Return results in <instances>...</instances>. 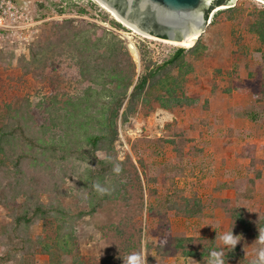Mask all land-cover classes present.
Here are the masks:
<instances>
[{
    "label": "rangeland",
    "instance_id": "374dc122",
    "mask_svg": "<svg viewBox=\"0 0 264 264\" xmlns=\"http://www.w3.org/2000/svg\"><path fill=\"white\" fill-rule=\"evenodd\" d=\"M17 1L28 4L31 39L0 35V128L14 111L28 112L57 149L45 158L29 151L38 161L23 167L24 195L0 191V264H123L134 253L146 264H210L219 237L231 230L238 243L224 252V264H253L264 232V44L254 30L264 1L214 9L201 47L186 48L135 98L131 88L114 124L98 115L115 104L104 105L103 79L90 81L88 55L78 58L58 43L65 32L48 36L51 30L73 22L114 36L136 65L135 80L182 47L130 25L141 34L134 32L95 0ZM48 40L62 49L34 62L33 51ZM116 65L127 60L109 62ZM91 87L102 94L80 105ZM166 88L180 102L168 103ZM73 104L81 106L75 117ZM88 133L103 136L98 148L88 145ZM14 149L6 154L13 158ZM24 198L63 212L15 232ZM62 235H69L68 251L58 246ZM46 243L53 254L41 252Z\"/></svg>",
    "mask_w": 264,
    "mask_h": 264
},
{
    "label": "trees",
    "instance_id": "16d2710c",
    "mask_svg": "<svg viewBox=\"0 0 264 264\" xmlns=\"http://www.w3.org/2000/svg\"><path fill=\"white\" fill-rule=\"evenodd\" d=\"M221 2V0L215 2L210 8V11L215 8V6L221 4ZM233 8L235 7L229 8L228 10H231ZM209 12H207V18L211 14ZM259 17L260 19H258L254 23V30L258 34L260 41L264 44V10L260 12ZM67 23H69V27L66 26ZM72 23L73 22H66L65 25L55 26L53 30H51V35L49 34L48 36L65 32L62 33L61 36H59L60 41L58 43L60 44L61 42H63L67 46V48L71 47L72 51L76 49V55L78 58L86 56L82 54V52H85L88 55V72H91L88 74V77L91 78L90 81L96 83L98 79H103L102 88L108 93V95H106L108 97V100L104 102V105L111 106L115 104L113 107H110V110L109 108L107 110L102 108L101 114L99 113L98 115L103 119L104 116L106 115L107 117L108 114L109 118L107 122L111 121V123L113 124L116 118H118L119 111L123 106L124 100L127 98V95L131 88L132 92L130 97L135 98L145 90L147 85H149L159 76L160 71L165 69L167 66H171L183 60V57L187 52L186 48H178L175 51L174 55L162 66L138 76L137 80H135L137 76V68L130 58L128 49L122 41L115 40L114 36H107L109 35L107 32H103L100 35L98 33L90 32V29L84 30V28L79 26V24H77V26H73L74 23L73 25ZM113 24L120 28L122 27L120 23L114 22ZM91 27H94V25H91ZM46 43L47 46L44 41L42 45H38L36 50L33 51L32 57L34 59V62L36 61V59H38L39 55H42V57H44L45 52L51 54L57 52L58 49H62L59 44L50 46L49 40ZM102 46H104L105 48L103 53L98 54L97 57H95L98 51L97 49ZM200 47L201 41H198L189 50L194 52L197 51ZM121 56H123V58L127 60V65H125L124 67H121L119 65H116L114 67L109 66V62L111 60H119ZM92 59L93 63H91ZM106 85H108L107 88H105ZM101 94L102 93L100 91H97V89L91 87L87 91L88 98H84V101H80L81 99H79L78 102L81 105L83 102H89L95 97H99ZM166 94L170 98V100L167 101L168 103H170L172 100L180 102V100L176 99L173 89L166 88ZM78 107L79 109L77 110ZM78 107L73 104L74 117L75 111H79L81 108V106ZM14 112V119L7 120V122H2L3 125L0 128V191L3 190L5 192L7 190H12L17 193V196H20L19 194L24 195L23 192L25 191L24 183L26 173L23 167L27 163L26 161H29V163L32 162L33 165L38 161V157L30 154L29 151L36 150L37 153L41 152L45 158V154L49 153V155H52L53 153H55L57 148L56 146L47 143L45 139V134L47 133L46 128H44L43 126L39 128L32 126L31 122L29 121L30 117L28 112ZM87 116L91 117V115L89 114ZM96 121H98L99 125L105 126L107 124L100 119H96ZM87 124L88 123L86 122V125ZM102 140V135H92L88 133V136L86 137L88 145L93 149L98 148V144ZM13 145H16V149L13 150L14 155L12 158L9 157V154H6V152L8 150V147ZM67 146L71 149L68 144ZM66 150L67 149H65V151ZM24 199L26 201L23 205L25 209L20 215L15 217L13 222L15 232L19 233L29 228L34 219H42L63 212L60 207H55L54 205H45L39 199ZM61 237L62 242H59L58 246L61 247L63 251H68L70 243L69 235H62ZM52 246L53 243L44 244V247L42 246L41 252L44 251L46 253L53 254V251L51 250Z\"/></svg>",
    "mask_w": 264,
    "mask_h": 264
},
{
    "label": "water",
    "instance_id": "95a60500",
    "mask_svg": "<svg viewBox=\"0 0 264 264\" xmlns=\"http://www.w3.org/2000/svg\"><path fill=\"white\" fill-rule=\"evenodd\" d=\"M98 1L114 12L122 21L145 34L182 43L196 35L198 39L206 31L209 19L206 17L207 12L218 0ZM221 1V4L215 6L209 13L221 6L232 8L236 0Z\"/></svg>",
    "mask_w": 264,
    "mask_h": 264
},
{
    "label": "built area",
    "instance_id": "2783aa9c",
    "mask_svg": "<svg viewBox=\"0 0 264 264\" xmlns=\"http://www.w3.org/2000/svg\"><path fill=\"white\" fill-rule=\"evenodd\" d=\"M30 20L26 1L0 0V35L27 42L31 39Z\"/></svg>",
    "mask_w": 264,
    "mask_h": 264
},
{
    "label": "clouds",
    "instance_id": "9594fccd",
    "mask_svg": "<svg viewBox=\"0 0 264 264\" xmlns=\"http://www.w3.org/2000/svg\"><path fill=\"white\" fill-rule=\"evenodd\" d=\"M113 171L115 173H120L121 167L119 164L114 165ZM96 190L104 194L108 191V189L100 184L95 185ZM222 242V247L219 251H212L210 253V264H224L223 254L226 250L233 249L238 240L236 236L233 235L232 230L229 232H225L222 236L219 237ZM258 241L262 242L261 246L257 248L256 252V260L253 261V264H264V232H259ZM123 264H146V256H142L139 253H134L129 255L126 259H123Z\"/></svg>",
    "mask_w": 264,
    "mask_h": 264
},
{
    "label": "bare ground",
    "instance_id": "6f19581e",
    "mask_svg": "<svg viewBox=\"0 0 264 264\" xmlns=\"http://www.w3.org/2000/svg\"><path fill=\"white\" fill-rule=\"evenodd\" d=\"M96 2H98L104 9H106L109 13H111L116 19H118L120 22L124 23L114 12H112L110 9H108L105 5H103L100 1L95 0ZM128 28H130L131 30H133L134 32L141 34L139 31H137L135 28L131 27L130 25L124 23ZM143 35V34H142ZM197 35L194 38H190L188 41L186 42H171L169 40H163L164 42H166L167 44L170 45H175V46H181V47H185V48H191L193 47L194 43H195V39ZM198 40V39H197ZM130 41V40H129ZM131 43V42H130ZM130 45V44H129ZM135 48V47H134Z\"/></svg>",
    "mask_w": 264,
    "mask_h": 264
}]
</instances>
